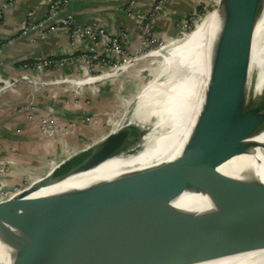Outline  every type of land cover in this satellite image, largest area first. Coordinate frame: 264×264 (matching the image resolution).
<instances>
[{"label":"water","instance_id":"1","mask_svg":"<svg viewBox=\"0 0 264 264\" xmlns=\"http://www.w3.org/2000/svg\"><path fill=\"white\" fill-rule=\"evenodd\" d=\"M247 4L208 2L204 17L215 16L204 38L201 74L194 75L199 87L194 84L191 124L180 153L110 182L30 197L109 159H125L153 126L120 123L67 156L0 200V244L10 251L8 264H199L264 250V185L217 171L234 157L264 152V141L254 139L264 132V84L248 100L252 71L248 62L239 68L264 21V1L256 0L245 20ZM184 192L205 195L215 209L198 216L177 210L171 203Z\"/></svg>","mask_w":264,"mask_h":264},{"label":"crops","instance_id":"2","mask_svg":"<svg viewBox=\"0 0 264 264\" xmlns=\"http://www.w3.org/2000/svg\"><path fill=\"white\" fill-rule=\"evenodd\" d=\"M51 1L15 0L7 4L0 18V85L19 79L12 88L0 91V163L8 167L5 182L13 190L22 187L24 177L34 165H38L36 161L41 169L52 168L61 159L103 136L98 124L84 127L78 116L69 113L72 109L61 98L60 100L54 96L49 77L52 74L60 84H67V88H72L78 78L77 73L85 77L86 61L72 60L60 69L52 70L51 74L44 73L36 77L20 70L24 63L43 58L74 57L82 52L81 45L70 44L67 33L56 25L44 36L36 29L19 37L26 22L36 25L41 23ZM156 1L158 0H79L65 6L61 17L71 16L82 27H99L111 33L120 29L129 31L128 52L131 53L138 47L140 39V33L134 29V25L147 17ZM161 9L152 19V31L158 41L169 46L186 32L184 23L191 24H187L188 28L195 23V18L192 17L198 9L197 3L195 0H166ZM87 82L89 83L88 79L83 84L86 85ZM45 98L52 103L57 102L65 109L54 114V120L61 126L75 125L78 129L76 133L42 138L34 122L28 119L29 113L14 115L13 107L18 102L21 104L29 99L36 102L34 115H49V110L45 112L39 106V102ZM46 158H54V161L42 165Z\"/></svg>","mask_w":264,"mask_h":264},{"label":"rangeland","instance_id":"3","mask_svg":"<svg viewBox=\"0 0 264 264\" xmlns=\"http://www.w3.org/2000/svg\"><path fill=\"white\" fill-rule=\"evenodd\" d=\"M208 2L209 0H206L204 4L205 9L199 11L200 17L195 16V14L193 15L192 18H195V23L191 26L189 31L186 30L183 36L172 45L165 46L162 43L164 48L161 50L158 48L159 46H153L150 49L137 47L131 52L132 54L129 56L128 61L121 65L109 67L107 70H100L96 73H86L85 77L82 76L81 73H77L76 75L78 78L75 79V84L72 88L71 86L67 88V84L62 85L57 79H54L51 74L52 71L44 72L51 74L49 77H51V84H53L54 96L58 99L61 98L63 103L72 109L69 113L78 116L79 121H81L84 127L90 126L91 124H98V127H100L103 133L102 137L109 134V132L114 130L120 123L124 125L134 123L143 127L153 126L151 133L147 137L148 142L141 145L138 151L133 154L129 153L128 157L126 156L125 159L119 160L130 161L131 158L141 155L146 151L154 152L156 156L160 155L162 146L159 144L158 137L169 133L174 128H178L175 125V117H173L174 115L171 111L170 103L160 88L162 83L172 77V73L175 71L174 68H176V66L173 65L172 69L166 70L169 64L163 66V55L168 50L176 52L181 41H184L187 35H191L194 29L203 21L210 18L204 17L207 13ZM69 42L71 44L70 40ZM258 50L260 64L258 68L256 67L252 70L247 90L248 100L253 97V92H255L254 90L258 88L259 84L262 81L264 83V43L259 46ZM82 55L81 52L78 56H67L56 58V60L60 62L66 59V63H64V65H66L72 60L76 61ZM33 75L36 77L35 74ZM87 79L89 83L87 82V84L84 85L83 83L86 82ZM18 80L19 79L15 81ZM15 81L7 85H0V91L12 88L15 85ZM35 106L36 102L32 99L23 101L21 104L18 102V104L13 107L14 115L29 113L28 119L34 122L42 138H57L78 131L75 125L69 124L59 132L51 131L49 133H42L41 123L43 118L54 120L53 115L65 109H62L57 102L52 103L50 99L45 98L43 101L41 100L39 102V106L43 111L46 112L49 110L51 113L49 115L43 114V116H36L33 114V111L36 110ZM91 143H88L87 146ZM62 160L64 159H61L56 164ZM51 161H54V158H46L42 161V165L45 163L48 164ZM55 161H57L56 158ZM36 163L39 165L38 161H36ZM38 165H34L31 168L28 175L24 177L25 181L21 185L22 187L18 190H14L15 192L23 190V188L27 187L31 182L43 177L44 174L56 166L54 165L52 168L41 169ZM49 166L50 165H48V167ZM6 168L8 170L7 166Z\"/></svg>","mask_w":264,"mask_h":264},{"label":"bare ground","instance_id":"4","mask_svg":"<svg viewBox=\"0 0 264 264\" xmlns=\"http://www.w3.org/2000/svg\"><path fill=\"white\" fill-rule=\"evenodd\" d=\"M255 1L248 0L245 20L249 17ZM214 16L215 13L196 27L191 35H187L186 39L182 40L177 47V53L168 50L163 55V66L169 64L166 70L172 69L173 65L176 66L172 77L162 83L160 88L170 103L173 117H175V125L178 128H174L169 133L158 137L159 144L162 146L160 155L156 156L154 152L146 151L141 155L131 158L130 161H123L117 158L109 159V161L88 171V173L68 178L66 181L40 190L30 195V197H44L45 195L67 192V190L85 189L90 185L110 182V180L133 172L150 169L153 166L173 160L180 153L189 132L191 124L190 116L196 98V95L193 94L194 84L195 87H199V79L196 78L195 80L194 75L198 77L201 74L204 58L202 53L205 51L204 48L207 45V42H204V38H208L211 35L212 26L210 21L213 20ZM208 22H210V25ZM210 39L212 40V37ZM203 42L205 43L204 45H202ZM262 43H264V21L256 27L253 38L239 62L240 69L245 66L246 62L249 63V72L259 67L260 57L258 48ZM205 83L206 78L203 87H205ZM263 84L262 81L258 88L254 90L255 92L253 93L255 95L259 94L258 92ZM147 139L144 142L147 143ZM254 139L260 142L264 141V132ZM217 171L238 180L255 181L264 185V152L256 149L246 155L234 157L220 165ZM171 204L177 210L195 216L212 212L215 209L214 205L210 203L205 195L192 192L182 193ZM8 254H10L9 249L0 244V258L5 255V258L1 260L5 264L9 263L7 260ZM199 264H264V250L242 253V255L223 256Z\"/></svg>","mask_w":264,"mask_h":264},{"label":"built area","instance_id":"5","mask_svg":"<svg viewBox=\"0 0 264 264\" xmlns=\"http://www.w3.org/2000/svg\"><path fill=\"white\" fill-rule=\"evenodd\" d=\"M15 0H0V18L8 3ZM79 0H52L47 8L46 16L41 20V23L36 25L31 22H26L19 37L25 35L29 30H40L41 35H47L52 30L53 26H60L67 33L71 44L79 43L82 47V56L77 61H86V73H96L100 70H107L109 67H115L128 61L132 53L128 52L130 43L129 31L120 29L116 33H111L99 27L80 26L71 16H62L63 8L69 4L76 3ZM166 0H158L153 5L152 11L147 17L134 25V29L140 33L138 48L150 49L153 46H159L161 50L164 48L162 43L158 41L152 31V19L161 11L162 5ZM197 3V11H203L206 0H195ZM195 12V16L200 17V12ZM183 28L188 30V25L184 23ZM18 37V38H19ZM66 59L58 62L56 59L43 58L29 63H24L20 67L24 73L42 75L45 71H54L63 67ZM65 126L56 123L55 120H47L43 118L41 123L42 133L59 132ZM7 168L2 162L0 163V200L10 196L15 191L7 186L6 180Z\"/></svg>","mask_w":264,"mask_h":264},{"label":"trees","instance_id":"6","mask_svg":"<svg viewBox=\"0 0 264 264\" xmlns=\"http://www.w3.org/2000/svg\"><path fill=\"white\" fill-rule=\"evenodd\" d=\"M186 24H188L189 26L191 25L189 22L188 23L186 22Z\"/></svg>","mask_w":264,"mask_h":264}]
</instances>
